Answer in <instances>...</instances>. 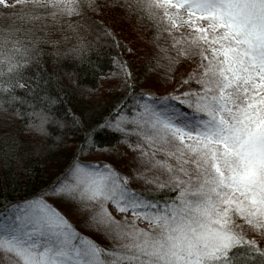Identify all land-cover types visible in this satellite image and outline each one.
Segmentation results:
<instances>
[{
  "label": "snow or ice",
  "instance_id": "obj_1",
  "mask_svg": "<svg viewBox=\"0 0 264 264\" xmlns=\"http://www.w3.org/2000/svg\"><path fill=\"white\" fill-rule=\"evenodd\" d=\"M0 6V122L38 137L33 151L54 135L61 144L71 141L59 175L0 208V252L8 264H264V0H0ZM106 10L114 22L135 13L152 22L157 37L166 34L171 43L161 50L169 76L182 58L194 67L156 94L138 91L132 66L116 58L123 91L105 116L89 121L83 111L66 109L70 126L51 95L27 111L32 93L17 90L43 78L40 58L83 59L92 47L80 35L85 27L96 41L120 46ZM42 44L50 46L47 53ZM14 131L0 128V161L16 153ZM102 133L133 150L135 166L114 161V145Z\"/></svg>",
  "mask_w": 264,
  "mask_h": 264
},
{
  "label": "trees",
  "instance_id": "obj_2",
  "mask_svg": "<svg viewBox=\"0 0 264 264\" xmlns=\"http://www.w3.org/2000/svg\"><path fill=\"white\" fill-rule=\"evenodd\" d=\"M114 15L115 13H108L106 10L105 21L110 25L114 24L120 46H117L115 41L109 42L107 39L96 41L95 33L85 27L80 35L92 47L90 50H85L83 59L75 55H45L39 59V70L43 78L36 80L35 87L25 83L17 90L21 95L26 92L32 93L25 97L26 103L23 107L27 111H31L33 107H41L45 97L51 95L58 96L54 111L61 119L68 118L70 126L71 111L66 112V109H74L76 115L83 111L85 118L89 121L105 116L123 91V74L120 64L114 63L116 58L132 66L135 87L138 91L151 90L156 94L170 90L176 78L193 67L186 68L188 60L182 58L169 76L168 60L165 59V52L161 50L171 43L165 38L166 34L157 37L152 22L135 13L125 12L115 22ZM88 16L97 23L100 20L91 12ZM67 43L74 44V38L69 37ZM40 46L46 53L50 50L49 45ZM58 47L63 49L64 45H58ZM169 55H175V53H169ZM36 68V64L29 66L30 71H36ZM182 87H188V85L185 84ZM0 119H2V113H0ZM8 127L16 130L10 134L9 138L15 137L19 144L11 159L0 161V208L9 201L40 191L59 175L57 169L67 158V151L70 149L66 146L71 142L68 140L61 144L56 141L54 135L50 138L54 142L45 144L43 150L33 151L32 145L38 137L29 136L21 124H11L10 121L0 122V128L5 132ZM51 127L54 129L55 125ZM21 131L23 135L19 134ZM101 139L105 143L114 145V150H119L122 160L126 161L129 156L132 158L135 156V153L131 154L133 150L117 142L116 134L102 133ZM132 139L135 141L137 137L133 136ZM173 194L169 191L165 198Z\"/></svg>",
  "mask_w": 264,
  "mask_h": 264
},
{
  "label": "rangeland",
  "instance_id": "obj_3",
  "mask_svg": "<svg viewBox=\"0 0 264 264\" xmlns=\"http://www.w3.org/2000/svg\"><path fill=\"white\" fill-rule=\"evenodd\" d=\"M192 66L194 67V65L192 64V61L188 60L186 68L187 67L189 68ZM132 153H134V152L131 151V154ZM111 155H112L113 160L119 162V165L121 167L128 168V167H133L136 164V161L131 156H129V158H127L126 161L122 160L121 154H120L119 150H117V149L113 150ZM0 264H8L7 258L5 257V255L2 252H0Z\"/></svg>",
  "mask_w": 264,
  "mask_h": 264
}]
</instances>
